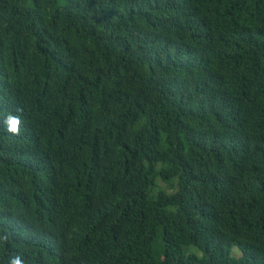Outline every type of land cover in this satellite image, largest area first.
Masks as SVG:
<instances>
[{
    "label": "trees",
    "instance_id": "trees-1",
    "mask_svg": "<svg viewBox=\"0 0 264 264\" xmlns=\"http://www.w3.org/2000/svg\"><path fill=\"white\" fill-rule=\"evenodd\" d=\"M55 220L96 264H264V0H0V264Z\"/></svg>",
    "mask_w": 264,
    "mask_h": 264
},
{
    "label": "clouds",
    "instance_id": "clouds-1",
    "mask_svg": "<svg viewBox=\"0 0 264 264\" xmlns=\"http://www.w3.org/2000/svg\"><path fill=\"white\" fill-rule=\"evenodd\" d=\"M21 124L22 120L19 116L13 117L7 131L19 135ZM64 227H66L65 223L55 220L52 228L42 232L40 241H20L12 247V254L8 257V254H5L2 258L8 264H73V261L76 264H96L97 257L103 261L90 245L86 233L65 232ZM21 231L25 232V229Z\"/></svg>",
    "mask_w": 264,
    "mask_h": 264
},
{
    "label": "rangeland",
    "instance_id": "rangeland-1",
    "mask_svg": "<svg viewBox=\"0 0 264 264\" xmlns=\"http://www.w3.org/2000/svg\"><path fill=\"white\" fill-rule=\"evenodd\" d=\"M233 253H234L236 256H238V252L234 251Z\"/></svg>",
    "mask_w": 264,
    "mask_h": 264
},
{
    "label": "bare ground",
    "instance_id": "bare-ground-1",
    "mask_svg": "<svg viewBox=\"0 0 264 264\" xmlns=\"http://www.w3.org/2000/svg\"><path fill=\"white\" fill-rule=\"evenodd\" d=\"M17 226V225H16ZM12 246V245H11ZM234 252V251H233Z\"/></svg>",
    "mask_w": 264,
    "mask_h": 264
}]
</instances>
